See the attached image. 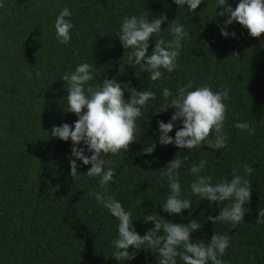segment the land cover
Listing matches in <instances>:
<instances>
[{
    "label": "trees",
    "instance_id": "obj_1",
    "mask_svg": "<svg viewBox=\"0 0 264 264\" xmlns=\"http://www.w3.org/2000/svg\"><path fill=\"white\" fill-rule=\"evenodd\" d=\"M239 0H227L235 7ZM0 8V264H158V253L137 250L136 258L117 261L113 241L118 238V221L98 203L96 191L100 177L85 173L91 165L77 160L79 176L70 175L72 142L51 136L53 126H74L77 116L67 112V84L61 80L81 63L92 66L91 85L102 84L104 77L115 78L122 85L155 93L142 108L136 121V142L127 152L109 154L105 170L112 167L115 176L108 184L125 210L131 212L133 226L144 235L154 224L144 223L147 214H156L176 223L197 219L201 224L192 240L210 241L214 232L230 236V246L223 257L225 264H264V33L256 38L234 22L226 29L235 37L221 35L226 16L216 15V0H203L194 12L177 6L173 0H3ZM67 6L74 27L71 41L60 44L54 22ZM162 13L168 20L161 32L149 42L151 54L157 39L171 40L165 30L176 20L190 33L182 41L176 69H161V79H148L139 65H130L118 34L125 16L148 15V20ZM69 19V18H66ZM33 75L29 78L26 73ZM36 72L40 73L37 77ZM193 81L196 86L210 85L213 91L230 89L224 132L227 146L219 150L205 144L191 150L174 145H160L157 121L167 123L175 109L165 110L162 95L166 87L175 96L179 86ZM87 87V85L85 86ZM130 93L125 91L124 99ZM171 97L169 98L170 101ZM165 110V111H163ZM247 122L255 134L241 131L235 123ZM180 122H177V127ZM174 128L169 136L174 137ZM215 133L211 134V138ZM156 142L150 155L143 149ZM79 147H84L83 143ZM85 155H91L85 151ZM190 157L192 163L206 160L199 173L211 176L215 184L231 180L234 169L251 182L248 211L238 224L217 221L220 208L231 201L209 202L191 194L195 176L187 168L178 170L181 198H191V209L183 215H169L162 210L168 189L164 168L175 157ZM75 159L74 157H72ZM150 161L151 164H146ZM255 171L246 175L242 165ZM137 199H142L138 205ZM189 212L191 215H189ZM203 213V215H201ZM260 222H257V220ZM162 234V233H161ZM147 248V245H142ZM180 250V249H178ZM131 252L132 249L130 248ZM178 264H183L177 258ZM211 264V261H209Z\"/></svg>",
    "mask_w": 264,
    "mask_h": 264
},
{
    "label": "clouds",
    "instance_id": "obj_2",
    "mask_svg": "<svg viewBox=\"0 0 264 264\" xmlns=\"http://www.w3.org/2000/svg\"><path fill=\"white\" fill-rule=\"evenodd\" d=\"M179 6H187L189 12H194L203 0H173ZM5 5L0 0V8ZM223 6V10L216 15L227 19L221 27V35L225 38L236 33H229L226 29L234 22L248 30L252 37L259 38L264 33V0H239L232 7L227 0H216V9ZM72 13L65 6L56 16L54 28L57 40L60 44L67 45L72 37L71 30L74 25L70 20ZM148 15L125 16L122 20L118 39L125 50H129L128 60L130 65H139L141 72L148 73V79L156 81L164 75L161 69L173 72L177 67V59L182 48V41L190 36L184 26L173 20L167 27L172 39H157L155 47L149 54V42L154 34L161 32V26L168 17L162 13L151 22ZM69 18V19H66ZM26 75L31 78L32 73ZM40 76L39 72L35 74ZM94 79L92 66L81 63L74 71L66 72L61 80L67 84V112L74 113L77 120L73 125L64 123L53 126L51 136L65 142H72L70 162V175L74 179L79 176V165L77 160L84 165H91L85 173L89 177H100L99 186L102 191H96L92 195L103 208L118 221V238L114 239L115 251L112 257L117 261H130L136 258L137 250L150 249L158 253V264H178L177 258L183 264H225L223 257L230 246V236L214 232L208 242L203 240H192V233L201 229L197 219L189 223H176L163 219L156 214H147L144 223L154 224L144 235H140L133 226L131 212L125 210L114 195H108V184L113 180L116 170L108 167L111 160H106L109 154L117 155L121 151L127 152L132 143L136 142V121L142 116V108L147 106L150 99H155V93L147 90H137L130 87V82L121 84L115 78L104 77L102 84L91 85L88 82ZM87 85V87H85ZM125 91L130 93L128 99H124ZM230 89L213 91L210 85L196 86L193 90V81L179 86L177 94L172 96L168 88H164L162 95L165 98V110L175 109L170 120L157 121L158 142L160 145H174L178 149L191 150L202 144L213 150H219L227 146V135L224 132V122L227 118V104ZM171 97L170 101L169 98ZM163 110V111H165ZM177 122L180 126L177 127ZM234 127L241 131H248L250 135L255 134L253 128L247 122H238ZM177 128L175 136L169 133ZM215 137L211 138V134ZM83 143L84 147H79ZM156 142L143 149L144 154H152L156 149ZM85 151L91 155H85ZM151 164L150 161H145ZM206 160L199 164L192 163L190 157L175 156L164 168L163 175L167 177L168 189L165 202L161 205L162 210L171 215H183L184 210L191 209L192 199L181 198V185L178 170L187 168L195 179L191 182L190 189L193 196L200 200L207 199L209 202L231 201V203L220 208L215 217L208 216L207 220L215 224L217 221L228 222L233 225L244 220L248 209L245 207L251 197V182L238 174L234 169L231 180L224 179L215 184L211 176L199 175L205 168ZM246 175H251L255 170L248 164L242 165ZM142 199H137L140 205ZM189 215L191 213L189 212ZM203 215V213L201 214ZM259 217H264V211H259ZM257 222H260L259 218ZM162 233V234H161ZM142 245H147L143 248ZM132 249L130 252L129 249ZM180 249V250H178Z\"/></svg>",
    "mask_w": 264,
    "mask_h": 264
}]
</instances>
